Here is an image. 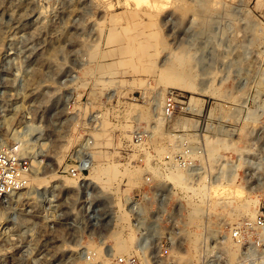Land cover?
<instances>
[{
	"label": "rangeland",
	"instance_id": "rangeland-1",
	"mask_svg": "<svg viewBox=\"0 0 264 264\" xmlns=\"http://www.w3.org/2000/svg\"><path fill=\"white\" fill-rule=\"evenodd\" d=\"M0 188V264H264V0H0Z\"/></svg>",
	"mask_w": 264,
	"mask_h": 264
},
{
	"label": "bare ground",
	"instance_id": "bare-ground-1",
	"mask_svg": "<svg viewBox=\"0 0 264 264\" xmlns=\"http://www.w3.org/2000/svg\"><path fill=\"white\" fill-rule=\"evenodd\" d=\"M117 37L118 36H117V32L116 31L113 30V31L110 32L109 39H113L114 40ZM93 53H94V50H93ZM98 64L99 65L100 64L104 65L103 63H98ZM102 65H100L101 68H103ZM38 75H40V74H38ZM58 161H61V158H59ZM84 162H85L84 164L87 165L88 168H89L88 158ZM93 171H94L93 172L94 176L100 181L102 186H103V184H104V186H108L111 183V180L113 179L114 176L126 173L127 169L122 170L121 168H119V164L118 163L109 162L106 165H101L99 163L94 164ZM103 175H106V177H104ZM23 176H25L27 181H29V183H31L30 185H37L38 186L39 184L47 182L45 178H39V177L31 176L30 179H29V175H27L26 173H23ZM86 178H87L86 176H81V175H79V177H73V176L71 177V176L67 175V177H64L63 182H64L65 186L69 187V185H72L73 183H75V179L78 180V182H80L82 180H86ZM31 188H32V186H31ZM251 201L254 202L255 204L258 202L257 199H252ZM120 235L121 234H118L117 232H115V234H113L114 246L119 251H122L125 248V242H124L125 240H123L122 239L123 237L122 236L120 237Z\"/></svg>",
	"mask_w": 264,
	"mask_h": 264
},
{
	"label": "built area",
	"instance_id": "built-area-1",
	"mask_svg": "<svg viewBox=\"0 0 264 264\" xmlns=\"http://www.w3.org/2000/svg\"><path fill=\"white\" fill-rule=\"evenodd\" d=\"M71 169V170H70ZM85 169V165L82 168H79V170L73 169L72 167H69L68 169H61L60 172H62V174H59L60 176H64L65 174H63L64 171L66 170H70L71 172H69L73 177H79V175L82 176L83 170ZM10 175H13V172L10 173ZM7 192L4 191L2 188H0V198L3 200V205H6V197H7ZM1 208V207H0ZM4 216L2 214V211L0 209V225L4 223ZM28 219L26 218H22V221H26ZM29 223L32 225V221L29 220ZM35 238H37V236L34 234V232H31L29 234L26 235H13V234H9V233H5L2 232L0 230V247L8 244L9 242H15L18 240H28V241H33ZM23 251V253H28V250L26 249H21ZM27 251V252H26Z\"/></svg>",
	"mask_w": 264,
	"mask_h": 264
}]
</instances>
